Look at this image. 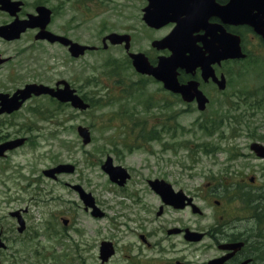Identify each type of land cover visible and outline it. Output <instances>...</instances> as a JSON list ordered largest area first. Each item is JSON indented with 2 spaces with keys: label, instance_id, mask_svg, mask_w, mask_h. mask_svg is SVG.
<instances>
[{
  "label": "rangeland",
  "instance_id": "1",
  "mask_svg": "<svg viewBox=\"0 0 264 264\" xmlns=\"http://www.w3.org/2000/svg\"><path fill=\"white\" fill-rule=\"evenodd\" d=\"M24 2L20 17L45 4L55 10L49 29L69 30L79 42L100 48L74 58L61 45L35 39L38 29H29L16 40L0 37V55L11 57L0 66V92L13 93L29 82L51 85L67 79L91 104L79 110L41 95L27 100L18 111L0 115V141L28 138L26 144L0 158V230L9 245L0 259L3 264H34L31 256L40 264H100V243L114 237L119 249L117 244V256L110 264H124L129 241L117 209L127 210L131 199L118 205L122 196L129 197L127 188L112 181L101 165L110 156L115 165L130 169L131 190L142 188L135 182L142 178L143 183L146 175L178 184L179 178L187 180L191 173L224 168L228 142L252 140L251 126L264 125V50H256V58L247 64H226L232 90L226 99H214L206 111L185 109L181 102L166 107L158 85L128 65L124 48L101 47V38L113 31L134 34L135 48L149 44L146 35L165 32L148 28L140 0ZM12 20L0 9V25ZM247 38L250 48L258 44L256 37L247 33ZM257 111L258 116L250 115ZM243 123L248 130L241 127ZM78 125L89 128L90 143L83 144ZM151 132L158 137L148 140ZM202 144L214 151L207 153ZM60 163L76 169L56 179L43 173ZM68 183L90 192L105 215L94 217L91 209L85 210ZM12 211H19L25 220L24 232L18 231ZM62 217L70 219L67 227ZM18 250L29 254L23 256Z\"/></svg>",
  "mask_w": 264,
  "mask_h": 264
},
{
  "label": "flooded vegetation",
  "instance_id": "2",
  "mask_svg": "<svg viewBox=\"0 0 264 264\" xmlns=\"http://www.w3.org/2000/svg\"><path fill=\"white\" fill-rule=\"evenodd\" d=\"M140 1L144 16L149 0ZM215 1L219 5L229 2V0ZM207 13H209L208 22L209 20L210 23L217 22L216 24L224 26L226 31L241 36V46L247 56L238 60L226 57L218 60L217 55L211 54L209 49L212 44L218 45L211 34L216 35L221 31L202 27L194 29L193 47L204 53L215 70L216 77L221 78L222 74L227 76L226 85L221 88L216 79L204 78L201 65L193 72L179 69L178 82L184 85L189 81H196L198 89L208 98L206 109L200 110L197 97L186 101L180 92L167 89L162 81L151 75L142 74L158 85V93L164 98L166 107L181 102L185 104V109L197 107L200 111H206L214 99L218 97L226 99L232 90L231 78L225 69L226 64L228 62L238 65L247 64L256 58V50H264V36L254 27L248 24L224 23L223 17L212 14L211 8L207 9ZM176 24L175 21H170L158 28L148 26L155 32L162 29H165V32L157 36L146 35L149 44L144 48H135L131 43L130 50L127 51L124 43L113 44L108 40L105 42V36L101 38V47L107 49L113 45L124 48L129 58L128 65L132 68L134 67L129 56L130 52H143L152 65H157L162 56H169L172 53V47L156 46L153 41L167 37ZM55 33L79 42L69 30L61 29ZM247 33L251 38L258 39V44H254L253 48L248 44ZM129 34L133 42L135 36ZM52 44L61 45L68 51L69 47L59 41ZM91 45L96 48L95 50L100 48L99 45ZM59 80L51 85L55 86ZM138 92L140 94V91ZM258 112L250 115L256 117ZM242 115L244 117L247 114L242 113ZM244 122L248 121L244 120ZM241 127L248 130L244 123ZM251 128H253L251 132H255L252 140L240 138L228 142V146L224 149L226 150L224 168L217 172L191 173L187 176V180L179 178L178 184L171 182L175 191L180 193L178 197L166 199L152 187L151 180L164 179L159 176L146 175L143 183L142 178L141 182L137 180L135 182V185L142 184V188L131 190L129 185L133 178L130 174L123 185L125 189L127 188L126 191L131 199L130 206H127L123 214L127 220L125 229L129 241L124 264H264V132L258 133L264 125L254 123ZM237 137L239 136H233V138ZM246 148L248 152L244 151ZM209 157L214 161L217 159L212 155ZM128 170L130 172V169ZM111 238L107 240L114 243L117 251L119 242L116 238ZM117 253L107 262L100 261V264H110ZM116 264L122 263L117 261Z\"/></svg>",
  "mask_w": 264,
  "mask_h": 264
},
{
  "label": "water",
  "instance_id": "3",
  "mask_svg": "<svg viewBox=\"0 0 264 264\" xmlns=\"http://www.w3.org/2000/svg\"><path fill=\"white\" fill-rule=\"evenodd\" d=\"M22 1L20 0H0V9L8 11L11 15H17L21 9ZM211 8L212 14L223 17L224 23L229 24H243L252 25L256 31L264 36V0H230L226 5H219L215 0H150V5L144 15V19L151 26L159 27L169 21H176L177 25L174 30L165 38L153 41L156 46H170L172 53L169 56H162L157 65H152L143 52L130 53L133 59V65L137 71L149 75H153L156 79L164 82L165 87L175 92H180L185 100L191 101L197 97L200 109H204L207 98L203 92L198 89L196 81H189V83L181 85L178 82V69H185L187 72L193 70L197 65L202 64L203 75L205 78L213 76L214 70L210 62L205 58L204 53L195 49L192 45V32L198 27L209 30H220L219 34H211L212 38L216 40L218 45L212 44L209 52L215 54L220 58H236L244 54L241 51L240 38L238 35L226 32L221 24L210 23L207 18L209 13L207 9ZM256 10V12H255ZM37 14H30L27 19H20L18 16L11 23L0 25V36L8 40L19 38L27 28L40 27V31L36 34L37 39H48L51 42L60 40L65 45H69V50L72 55L78 57L83 55L88 45H82L74 42L71 39L60 36L47 29V25L51 19V10L44 5L37 7ZM106 39H110L112 43L126 42V48L129 49L131 44V37L128 34H120L113 32L108 34ZM9 58H2L0 56V64L7 61ZM223 87L224 80H218ZM64 83V87H52L43 83H27L24 87L17 89L11 96L9 93L0 92V114L4 112H13L19 109L25 100L33 94H51L59 100L66 102L71 101L74 107L80 109H87V103L71 85L61 80L57 83ZM78 132L83 138L85 144L91 141V134L86 126L79 125ZM25 142V138H17L0 143V156H3L8 149L16 148ZM103 169L107 171L112 180L119 184H124L129 173L121 165H114L113 159L109 156L106 162L102 165ZM74 166L71 164H59L55 167L44 170V173L50 177H57V173L71 172ZM153 187L157 191L163 192L168 196L167 191H171V184L164 180L153 181ZM75 189L80 192L81 198L88 206L93 207V215H102L103 213L95 204V199L91 193L85 192L80 185H74ZM19 218V231L25 228V221L20 216L19 211L13 212ZM68 222L67 219L64 220ZM111 242L103 241L101 246V258L103 261L107 260L113 253L114 249L111 247ZM6 244L1 238L0 233V247H5ZM1 264V261H0Z\"/></svg>",
  "mask_w": 264,
  "mask_h": 264
},
{
  "label": "trees",
  "instance_id": "4",
  "mask_svg": "<svg viewBox=\"0 0 264 264\" xmlns=\"http://www.w3.org/2000/svg\"><path fill=\"white\" fill-rule=\"evenodd\" d=\"M211 133V132H210ZM155 137H157V133L156 132H151V133H149V138L148 139H152V138H155ZM207 151H210L208 148L206 149ZM37 251V250H36ZM18 252L20 253V254H23V256H25L24 254H27V253H21V251L20 250H18ZM29 254V253H28ZM27 254V255H28ZM14 258H15V254H14V256H13ZM16 257H17V255H16ZM32 258H33V260H32V262L34 263V264H40L38 261H37V259L36 258H34V256H31ZM58 259H56V261H57Z\"/></svg>",
  "mask_w": 264,
  "mask_h": 264
},
{
  "label": "bare ground",
  "instance_id": "5",
  "mask_svg": "<svg viewBox=\"0 0 264 264\" xmlns=\"http://www.w3.org/2000/svg\"><path fill=\"white\" fill-rule=\"evenodd\" d=\"M223 5V4H222ZM209 22H210V20H209ZM168 23V22H167ZM217 23V22H216ZM148 77V76H147Z\"/></svg>",
  "mask_w": 264,
  "mask_h": 264
}]
</instances>
